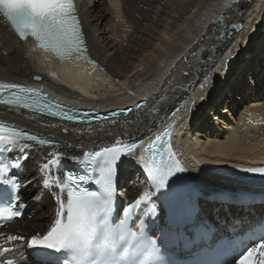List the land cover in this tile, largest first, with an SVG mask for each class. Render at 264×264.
Segmentation results:
<instances>
[{
    "label": "bare ground",
    "instance_id": "obj_1",
    "mask_svg": "<svg viewBox=\"0 0 264 264\" xmlns=\"http://www.w3.org/2000/svg\"><path fill=\"white\" fill-rule=\"evenodd\" d=\"M79 6L91 54L104 71L80 58L61 60L50 52L37 51L29 42H21L0 14V80L41 82L67 99L77 98L81 92L105 108L148 94H141L139 87L144 84L145 91L151 88L153 92L149 104L129 117L90 126L34 119L22 111L0 106V120L57 143L54 147L22 142L14 146L13 158L20 163L18 171L26 185L23 200L37 201L26 219L7 232L11 253L17 255L23 254L33 236L45 235L54 221L53 191L45 186L49 163L67 156L79 157L90 148L96 150L117 141L126 144L146 137L164 115L182 101L188 102L197 84L192 111L177 117L175 127V131L179 129L176 133L187 129L186 146L179 150L189 173L200 183L219 186L206 176L209 173L203 166H250V161L264 157V126L255 127L246 120L264 122L263 83L259 96L237 99L241 102L235 108L227 104L243 82L230 84L231 74L239 71L242 62L258 55L264 61V0H79ZM242 24L241 32L237 31ZM230 45V53L216 65ZM212 65L216 67L206 72ZM240 75L242 71L237 74ZM225 84H230L227 97L221 95L227 89L223 88ZM204 96L206 101L202 104ZM153 110L160 112L151 116ZM207 114L213 117V123L209 117L205 121ZM221 124L226 130L219 128ZM192 131H198L197 135L192 137ZM131 157L135 155L126 159ZM128 193L135 198L139 189L129 185ZM11 236L23 239L11 241Z\"/></svg>",
    "mask_w": 264,
    "mask_h": 264
},
{
    "label": "snow or ice",
    "instance_id": "obj_2",
    "mask_svg": "<svg viewBox=\"0 0 264 264\" xmlns=\"http://www.w3.org/2000/svg\"><path fill=\"white\" fill-rule=\"evenodd\" d=\"M0 13L22 40L33 37L41 49L55 53L61 60L84 56L87 52L74 0H0ZM5 92L8 93L7 97ZM0 104L27 108L68 121L77 119L75 115L65 112L59 103L49 101L39 90L17 84H0ZM171 131L170 126L157 134L155 140L145 149L148 155L140 157L143 170L154 191L165 199L176 196V189L181 181L178 174L185 172L170 146L166 151L161 150L162 142L170 136ZM20 139L37 138L0 125V152L10 150ZM39 142L46 143L43 140ZM143 143L144 141L121 144L117 141L112 147L86 153L89 162L87 176L83 181L72 175L67 176L70 184L65 197L58 202L54 223L46 235L33 236L27 247L67 252L70 258L64 260L63 264H170L163 259L160 246L145 230L143 222L133 226L127 212L124 219L114 220L118 162L121 157H126L143 146ZM19 167V161L2 164L0 174ZM245 171L264 175V167ZM173 177L177 179L173 180ZM81 183H94L99 190L80 188L78 185ZM47 184L48 181H45V186ZM168 189L171 191L165 192ZM148 198L149 193H144L134 207L138 208ZM20 215L21 212L15 206L0 210V216L8 219ZM191 222L198 226L194 217ZM246 235L249 239L258 238L257 245L241 250L245 243L241 241V246L232 247L233 259L230 264H257L254 257L259 249H264V222L254 225ZM8 239L18 241L23 237L11 236ZM261 255L264 256V252ZM260 264H264V261Z\"/></svg>",
    "mask_w": 264,
    "mask_h": 264
},
{
    "label": "rangeland",
    "instance_id": "obj_3",
    "mask_svg": "<svg viewBox=\"0 0 264 264\" xmlns=\"http://www.w3.org/2000/svg\"><path fill=\"white\" fill-rule=\"evenodd\" d=\"M105 1H107V2H110V0H105ZM249 1V0H248ZM254 7V6H253ZM255 9L257 8V7H254ZM254 8H253V10H254ZM252 10V9H251ZM250 15H251V11H250V13H249ZM241 32V31H240ZM241 36V35H240ZM258 40V39H257ZM260 41H261V39H259ZM256 52V50H253L251 53H255ZM222 70V69H221ZM220 70V71H221ZM220 71H218V74L220 73H222V72H220ZM211 82V81H210ZM227 87V85L225 84L224 85V87L223 88H226ZM217 88V87H216ZM215 88V89H216ZM200 91V90H199ZM214 91V90H213ZM199 94V93H198ZM223 94H225V92H221V95H223ZM226 95V94H225ZM225 95H223L224 97H226ZM240 102L241 101H239L238 103L240 104ZM242 104V103H241ZM219 112H220V110H219ZM226 115V114H225ZM183 117V116H182ZM207 117H209V122H214L213 121V117H211V116H209V114H207V116H205V121L207 120ZM182 119V118H181ZM212 119V120H211ZM230 122V121H229ZM183 123H185V122H183ZM206 123V122H205ZM180 125V124H179ZM207 126V125H206ZM206 128V127H205ZM219 128H224L225 129V127H223V125L221 124L220 126H219ZM212 130H213V128H212ZM226 130V129H225ZM176 131L178 132L179 131V129H176ZM199 131V130H198ZM198 131L197 132H191V136H192V134H194L192 137H194L195 135H197V133H198ZM201 131V130H200ZM196 164H197V162H196ZM203 164H206V163H203ZM206 165H212V164H206ZM201 174H202V176H203V178H207L206 176H208V177H210L211 178V176L209 175V174H206V176L204 175V173H202L201 172ZM203 178H201V179H203ZM207 182H209L210 183V180L207 178ZM217 182V181H216Z\"/></svg>",
    "mask_w": 264,
    "mask_h": 264
},
{
    "label": "water",
    "instance_id": "obj_4",
    "mask_svg": "<svg viewBox=\"0 0 264 264\" xmlns=\"http://www.w3.org/2000/svg\"><path fill=\"white\" fill-rule=\"evenodd\" d=\"M237 27V25H234V28H236ZM238 29H237V31H241L242 30V25H239V27H237ZM229 62H230V60H229Z\"/></svg>",
    "mask_w": 264,
    "mask_h": 264
}]
</instances>
